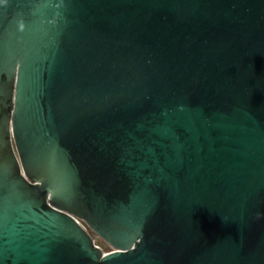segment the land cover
Wrapping results in <instances>:
<instances>
[{
	"label": "water",
	"instance_id": "obj_1",
	"mask_svg": "<svg viewBox=\"0 0 264 264\" xmlns=\"http://www.w3.org/2000/svg\"><path fill=\"white\" fill-rule=\"evenodd\" d=\"M0 264H264V0H0Z\"/></svg>",
	"mask_w": 264,
	"mask_h": 264
},
{
	"label": "rangeland",
	"instance_id": "obj_2",
	"mask_svg": "<svg viewBox=\"0 0 264 264\" xmlns=\"http://www.w3.org/2000/svg\"><path fill=\"white\" fill-rule=\"evenodd\" d=\"M95 241L104 248V252L107 253L113 250V248H111L108 244H106L104 241H102L98 237H95Z\"/></svg>",
	"mask_w": 264,
	"mask_h": 264
},
{
	"label": "built area",
	"instance_id": "obj_3",
	"mask_svg": "<svg viewBox=\"0 0 264 264\" xmlns=\"http://www.w3.org/2000/svg\"><path fill=\"white\" fill-rule=\"evenodd\" d=\"M97 243V242H96ZM97 245L104 251V248L101 246V245H99L98 243H97Z\"/></svg>",
	"mask_w": 264,
	"mask_h": 264
}]
</instances>
